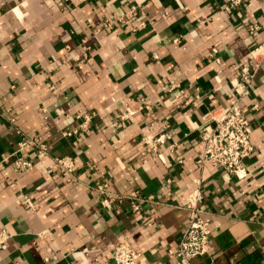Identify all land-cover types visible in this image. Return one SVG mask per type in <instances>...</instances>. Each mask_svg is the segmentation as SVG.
Wrapping results in <instances>:
<instances>
[{
  "label": "crops",
  "instance_id": "obj_1",
  "mask_svg": "<svg viewBox=\"0 0 264 264\" xmlns=\"http://www.w3.org/2000/svg\"><path fill=\"white\" fill-rule=\"evenodd\" d=\"M131 3L140 5L145 28L133 30L135 15L97 31ZM263 41L264 0L241 8L226 0H0V227L12 235L0 264H115L105 253L123 242L147 263L170 264L196 180L211 239L192 263L264 264V61L242 99L252 130L248 175L197 162L203 115L228 103L232 81ZM86 113H94L89 127L64 136ZM164 125L168 138L148 154L142 136ZM24 136L74 157L76 182L49 172L52 160L30 147L22 153L32 166L14 172ZM99 182L121 197L116 210L100 207ZM136 191L163 203L133 212L128 195Z\"/></svg>",
  "mask_w": 264,
  "mask_h": 264
},
{
  "label": "built area",
  "instance_id": "obj_2",
  "mask_svg": "<svg viewBox=\"0 0 264 264\" xmlns=\"http://www.w3.org/2000/svg\"><path fill=\"white\" fill-rule=\"evenodd\" d=\"M244 0H226L229 8H241ZM138 15L139 21L133 30H140L146 27L147 21L138 4H129L124 13L113 19H104L97 31H113L126 17H134ZM258 28L257 25L250 27V32L254 33ZM87 38L82 39L84 53L82 58L86 59L90 53L91 47L88 45ZM172 42L179 44L181 37H174ZM252 62L244 64L239 69V76L232 81L233 93L228 97L226 105L219 106L213 110H208L203 115L202 124L199 126L198 139L203 143L202 156L197 160L200 165L211 164L221 167L227 172L235 175L237 178H243L248 175V171L243 167V159L253 153V145L251 143V126L250 117L242 106V99L248 96L252 90V83L261 64L264 61V41L254 47L250 51ZM156 55L154 54V57ZM174 85L168 87V91L172 92ZM195 104L191 100L185 101V104ZM149 110V106H145ZM254 109H258V104L253 105ZM94 117V113H86L82 117L81 124L78 128L64 132V136L70 137L79 131H85ZM13 121V119H11ZM168 125H164L157 133L147 132L142 136L141 143L150 155H155L160 151L162 142L168 138L164 130ZM164 131V133H162ZM32 148L37 158H49L52 160L54 167L49 172L55 170L65 181L74 183L76 177L74 175L75 160L71 155L56 156L50 152L49 147L37 137L24 136L16 146L14 152L15 157L11 161V167L14 172H21L32 166V161L26 154L22 153L26 148ZM170 149V147H167ZM172 179H167V183H171ZM94 190L99 199L100 207L106 212L116 210L117 203L121 202V197L113 192L109 183H96ZM133 199L131 210L138 212L142 209L143 204L158 205L163 202L153 196H144L138 191L128 195ZM203 194L200 191V180L195 181V187L187 194L185 209L187 211L186 219L181 230L179 241L175 248L169 249L168 253L172 258L170 264H193L195 257L208 253L211 229L209 222L203 218V208L201 201ZM23 204L31 210L37 207L31 200L30 196L23 194ZM154 209H151L153 212ZM11 233L5 228L0 227V251L7 249V243L11 238ZM115 264H150L141 259L140 253L135 251L128 243L123 242L107 253H105Z\"/></svg>",
  "mask_w": 264,
  "mask_h": 264
}]
</instances>
